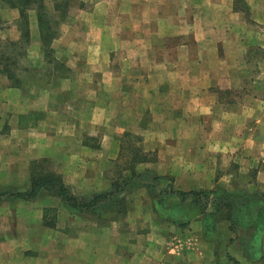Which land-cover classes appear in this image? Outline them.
<instances>
[{"label": "crops", "instance_id": "0c3cea01", "mask_svg": "<svg viewBox=\"0 0 264 264\" xmlns=\"http://www.w3.org/2000/svg\"><path fill=\"white\" fill-rule=\"evenodd\" d=\"M22 12L28 40L16 27ZM50 16L58 22L46 42L41 20ZM0 21L31 58L21 75L0 65L1 191L27 190L31 161L46 158L71 193L89 197L129 173L122 137L142 158L122 212L75 213L44 191L1 197L0 264H263L262 232L234 256L230 239L213 240L198 205L175 192L236 200L240 184L264 199V79L239 96L264 55V0H0ZM49 49L63 70L44 79ZM9 56L0 52L2 63ZM77 220L85 225L76 230Z\"/></svg>", "mask_w": 264, "mask_h": 264}, {"label": "rangeland", "instance_id": "374dc122", "mask_svg": "<svg viewBox=\"0 0 264 264\" xmlns=\"http://www.w3.org/2000/svg\"><path fill=\"white\" fill-rule=\"evenodd\" d=\"M47 1H51V0H47ZM44 19L47 22L44 25V30L46 33H51V28H50V30H48L47 26L50 22H52V23L58 22V19H54L51 16H50V19H46V18H44ZM22 24H23V26H21V27H18V25H17L16 26L17 29L21 28V31L27 30L28 31L27 37H31L28 20L26 19L25 22H23ZM9 28H11L10 25H4L3 22L0 21V37H2L0 40V52L4 51L8 55H10L8 57L9 58L8 61L4 60V62H6L7 65H10L11 67H13L14 70L17 71L18 69H23V67H25L26 65H30V59L31 58H28V57L24 56V54H23V51L28 48L29 44H24L22 42L14 44V42H12L14 40H9L7 38V37H10L9 36ZM81 38H83V37H81ZM71 45H74V44L70 43V46ZM74 46L78 48L77 42H76V45H74ZM61 48H59V49H61ZM46 51H48V52H45V50H44V52H45L44 58L47 61L46 66L44 67V72H43V78L44 79L48 77V74L50 73L49 69H51L52 67H58L61 71L63 70V63H59L57 60L52 59V55L50 54L51 49L46 50ZM257 56H259V54ZM258 60H260L261 62L258 61L256 66H254L256 68V73L251 78V81L247 86L248 89L244 90L239 95L240 97H244V99H246L247 94H253L254 93L253 84H254V81H256V77L259 76V77H262V79H264V74H262V72L264 70L260 69V66H261V68L264 67V55H262L261 59H259V57H258ZM18 73L21 75L20 72H18ZM250 84L252 85L251 87L249 86ZM222 92H224V91H218V93H222ZM244 94H246V95H244ZM237 96H238V94L235 93L233 97H237ZM261 108H263V110H264V106H261ZM240 112H241L240 117L243 118L244 114H242L243 113L242 110ZM236 124H237V126H239L240 124L244 125V129H248L249 127L251 128L254 124L256 125V123H254V122L251 123L248 120H245V121L238 120L236 122ZM135 142H137V141L135 139L133 140L129 136L122 137V146L125 148V149L123 148L122 151H124V153L127 154L128 151L130 152V147L137 148L138 145ZM236 148L239 149L238 147H236ZM241 148H243V145H241ZM124 156L125 157L121 158L122 163H120L119 166L124 165L126 163L125 162V160H127L126 155H124ZM129 157L131 158L132 154L129 153ZM236 164L238 167V163H236ZM44 169H47V170L53 169L56 171V163L52 160H49L48 163H45L43 170ZM117 172L119 173V175L116 177L122 176L123 170H119ZM251 172H256V171L252 170ZM124 173H126V169H125ZM236 177H240V173ZM234 189L237 191H235L233 193V194H235L236 200H233V202H230L231 217L229 219H227V221H220L219 223H217L216 230H215V215H216V218L219 219V217L220 218L224 217L227 215V212H229V207L226 204V202L221 204L220 208H218V209L215 208V206L212 204H205V203H200L198 205V207H199L200 212L203 213V215L206 219V223L207 222H209L210 224L212 223L213 234L210 235V237L212 236V239L215 240L219 245H221L220 243H225L230 239L229 242L231 243V246H232V248H231L232 252L231 253L234 254V256H239V258H241V256L244 253L243 243H241L242 241H246V240L249 241V239L251 238L252 245L255 244L254 236H255L256 230H258L257 232H259V233L262 232V234L264 236V199L262 197H260L259 195H257V193L254 191H252L251 193L245 192V190L251 191V189L249 190V189H247V187H242L240 184H237V186L234 187ZM219 196H221L222 198H228V194L225 192H222V191L219 192ZM57 208L59 210H62L61 207H57ZM244 214L247 216V221L242 218ZM52 215H54V213L50 211L48 213V216L50 219H51ZM261 222H263V223H261ZM58 224H60L61 227H67L68 220L64 214H61V216L59 217V213H58ZM245 224L249 225V227L246 226V228H245L244 227ZM84 225H85V223L83 221H79V220H77V222L74 223L76 230L78 228H81ZM228 227H231V228L229 229ZM61 229L64 230V228H61ZM231 229H234V230H231ZM67 231H69V229L66 230V232ZM79 232L80 231H77V234H79ZM259 233H257V234H259ZM263 240H264V237H263ZM64 249H66L65 245H64V247L60 246L59 247L60 253H62V251ZM253 252L255 253V251H253ZM80 256L81 257L84 256L83 252L80 253ZM59 260H61V257L59 258ZM262 263L264 264V261ZM227 264H232V263L228 262Z\"/></svg>", "mask_w": 264, "mask_h": 264}, {"label": "trees", "instance_id": "16d2710c", "mask_svg": "<svg viewBox=\"0 0 264 264\" xmlns=\"http://www.w3.org/2000/svg\"><path fill=\"white\" fill-rule=\"evenodd\" d=\"M23 5L25 4H31L36 3L38 0H20ZM40 4V3H39ZM23 14V22L26 20V13L24 16ZM42 18V17H41ZM43 23V30L44 25L47 23L44 20H41ZM47 29L50 30V27L47 26ZM44 33L45 30H44ZM28 31H22L21 37L23 39H27ZM47 36V37H46ZM51 36V33H46L44 39L47 42L49 40V37ZM0 65L5 68L7 66V63H2V60L0 59ZM4 72V71H3ZM6 72V71H5ZM9 78H12L10 73H7ZM134 152H132V151ZM135 148L130 147V154H132V157L130 158V165H129V173L127 175H122L116 178V180L113 181L111 185V189L105 193H99L95 194L93 196L89 197H81L77 196L67 188V186L64 184L61 176L58 172H56L53 169H44L45 163H48L49 160L46 158L41 159H35L31 161L30 163V185L27 190H16L11 189L7 191H1L0 190V198L1 197H10V198H18V199H25V200H34L39 193L41 192H47L51 195L57 196L67 207L70 211L75 213H91V212H101L103 210L109 211V210H116L118 212H122L125 209V193L126 189L125 187L134 179L138 178V175L135 173L134 168H132V165L134 163L139 162L142 158L139 157L141 153H138V150L135 152ZM157 179V177H154ZM166 193H172L173 191L170 190V188L165 189ZM181 200H185L186 198H189L191 203L195 205H199L200 203L205 204H212L215 206V208H220V205L225 203L229 207V212H227V215L224 217H221L222 219H228L229 213L231 211L230 202H233L232 199L229 198H222L219 196V194L215 197H209L208 193H205L203 191H189V192H175ZM228 202V203H227ZM46 225H51L53 222L46 221ZM228 261L232 264H237V262L232 258L228 257Z\"/></svg>", "mask_w": 264, "mask_h": 264}]
</instances>
